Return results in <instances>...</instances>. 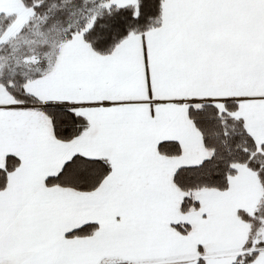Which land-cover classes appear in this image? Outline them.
<instances>
[{
    "label": "snow or ice",
    "instance_id": "obj_1",
    "mask_svg": "<svg viewBox=\"0 0 264 264\" xmlns=\"http://www.w3.org/2000/svg\"><path fill=\"white\" fill-rule=\"evenodd\" d=\"M0 264H264V0H0Z\"/></svg>",
    "mask_w": 264,
    "mask_h": 264
}]
</instances>
